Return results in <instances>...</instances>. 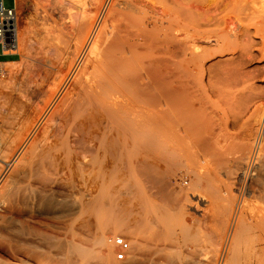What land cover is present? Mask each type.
I'll return each instance as SVG.
<instances>
[{
    "label": "bare ground",
    "instance_id": "1",
    "mask_svg": "<svg viewBox=\"0 0 264 264\" xmlns=\"http://www.w3.org/2000/svg\"><path fill=\"white\" fill-rule=\"evenodd\" d=\"M152 1H67L77 38L53 108H33L14 139L0 142V264H116L105 240L111 227L130 236L123 264H140L142 247L158 234H143L152 227L150 204L169 200L186 180L194 182L188 166L181 182L169 171V156H177L186 139L194 140L200 155L194 183L212 188L208 219L215 228L206 244L212 247L196 256L174 255L178 245L170 238L147 247L157 255L150 264H264V117L258 126L233 121L230 131L226 115L198 114L186 105L191 88L185 68L227 48V15L206 19L208 29L199 31L200 6ZM26 34L22 24L11 55ZM201 38L214 47L200 48ZM92 141L102 157L93 176L85 173ZM83 179L97 182L103 208L118 211L96 225L86 246L78 239L95 228L97 198L94 187L95 200L87 198ZM188 215L183 212V227Z\"/></svg>",
    "mask_w": 264,
    "mask_h": 264
},
{
    "label": "rangeland",
    "instance_id": "2",
    "mask_svg": "<svg viewBox=\"0 0 264 264\" xmlns=\"http://www.w3.org/2000/svg\"><path fill=\"white\" fill-rule=\"evenodd\" d=\"M67 1H3L5 7L16 5L18 14L17 31L24 24L27 34L23 47L17 53L0 57V60H5L4 62H6L3 64L4 72L0 75V142H2V146L12 140V136H15L14 133L18 130L19 123L28 112L37 107H44L45 111L46 109H52V102L60 93L62 82H60L59 77L62 72L67 70L69 56L74 49L73 46L77 38L74 29L69 26L71 23L69 13L73 9L68 6ZM137 1L142 3V5L148 2V0L146 2L145 0ZM172 1L184 4L193 3L201 7L197 11L199 16H196L198 23L201 25L198 26L199 31L208 29V26L204 25L206 19H210L215 15H218V17L227 15V30L229 32L227 31V48L221 53L222 55H213V57H210L211 59L204 58L203 65L199 62L194 66L185 68L188 73V79L190 78L189 85L191 88L187 94V109L193 110L198 114L205 111L209 114L226 115L227 129L230 131L235 128L232 126L233 121H237L239 124L252 121L256 126L260 125L264 117V0H167L166 3L170 6ZM151 2L153 1L150 0L149 3ZM198 42L197 44L200 48L214 47L213 42L209 43L207 39L201 38ZM190 137H192V134ZM92 142L88 146L93 152L87 153L85 157V173L91 171L93 176L98 173L99 160L102 157L97 150V143L93 142V144ZM193 142L194 140L186 139L182 151L177 156H169L168 161L172 167V170H170V167L169 171L176 175L172 177V181L181 182L180 174H184L186 166L193 171L189 172L188 178H193L194 182L196 181L194 173L200 170L198 161L200 155L198 147L194 146ZM187 153H189V158L186 156ZM223 161H225L224 157L221 158L222 164L224 163ZM195 168L196 170H194ZM220 173L222 179L225 180L224 169H220ZM82 181V188L87 198L94 197H92L95 193L94 188L97 196H95L96 200L93 198L96 201L95 212L93 213L94 218L97 219L95 220V228L92 226L91 230L85 231L84 236L78 239L82 246H86L88 240L91 239V235L96 232V228L102 224V219H114L118 215V211L115 207L109 209V206L105 208L101 206L100 199L102 196L97 193L95 186L97 182L85 179ZM188 182L186 180V182L181 184V188L179 186L174 189L175 193H181L182 191L179 194L183 196L182 198L177 197L179 196L178 193L175 196L174 192H172L169 200L158 202L156 205L150 204L149 209L151 214H153V220L149 226L152 227L150 229L146 228L149 232L145 230L146 232L143 234L146 238L154 230H157L158 234L152 233L153 238L150 237L151 235L149 236L147 246L149 250L154 243L163 244L170 238L171 240L173 238V244L176 243L178 245L176 253L173 251L174 255H179L180 253V255L196 256L203 252V249L201 250L200 248L212 247L211 242L208 245L211 247L206 245L209 242L208 240L213 238L210 237V231L211 236H213L211 227L213 226V232L215 228L211 220L213 214V205L210 204L213 201L212 197H210L212 188L205 185L197 186L194 182L188 185ZM129 183L133 186H138L136 178H131ZM218 183L220 182H217L216 187L221 189L222 185L219 186ZM87 185L88 187L85 188ZM91 187L94 188L92 189ZM89 190L90 192H87ZM198 204L202 209L201 212ZM202 204L204 205L202 206ZM204 208L206 209L204 210ZM183 212L189 214L185 227H183L184 223L182 221ZM203 212L204 214L208 213L207 216L205 215L204 217ZM210 212L212 213L211 215ZM206 217L208 221L205 219ZM208 217L211 219H208ZM122 219L126 218L123 217ZM112 228H109L110 232L109 230L108 233L105 232L107 234L105 235V240L107 241L108 238L116 235L124 237L130 245L128 251L130 253L132 248L129 234L126 232H114L111 230ZM185 228H187V231ZM107 245L111 250V259L116 264H123L127 254L124 260L118 261L114 256L115 248L108 243ZM147 247H142L143 249L139 253L140 264H150L152 257L157 256H152L151 252H148ZM160 260L158 258L155 261Z\"/></svg>",
    "mask_w": 264,
    "mask_h": 264
},
{
    "label": "built area",
    "instance_id": "3",
    "mask_svg": "<svg viewBox=\"0 0 264 264\" xmlns=\"http://www.w3.org/2000/svg\"><path fill=\"white\" fill-rule=\"evenodd\" d=\"M4 0H0V57L9 55V51L16 47L18 14L16 5L5 7ZM4 72L3 61L0 60V75ZM110 244L115 248L114 256L118 261L125 259L126 253L130 249L128 241L116 235L109 238Z\"/></svg>",
    "mask_w": 264,
    "mask_h": 264
},
{
    "label": "crops",
    "instance_id": "4",
    "mask_svg": "<svg viewBox=\"0 0 264 264\" xmlns=\"http://www.w3.org/2000/svg\"><path fill=\"white\" fill-rule=\"evenodd\" d=\"M9 55H11V54H9ZM3 62L5 61V60H2Z\"/></svg>",
    "mask_w": 264,
    "mask_h": 264
}]
</instances>
